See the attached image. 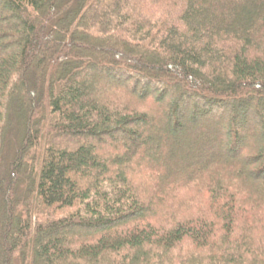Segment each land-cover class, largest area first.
I'll use <instances>...</instances> for the list:
<instances>
[{"label": "trees", "instance_id": "1", "mask_svg": "<svg viewBox=\"0 0 264 264\" xmlns=\"http://www.w3.org/2000/svg\"><path fill=\"white\" fill-rule=\"evenodd\" d=\"M0 264H264V0H0Z\"/></svg>", "mask_w": 264, "mask_h": 264}, {"label": "rangeland", "instance_id": "2", "mask_svg": "<svg viewBox=\"0 0 264 264\" xmlns=\"http://www.w3.org/2000/svg\"><path fill=\"white\" fill-rule=\"evenodd\" d=\"M81 73H83V72H80V74H81ZM79 76H81V75H79ZM149 92L152 94L153 89H151ZM252 122H253V120L250 119V124H251ZM202 123H204V124H202ZM205 123H206V121H203V120H202L201 125H204V126H205ZM206 125H209V124L206 123ZM197 132H198V131H195V129H194L193 131H188L186 128H184V130H183L181 136L178 137V142H177L176 145L174 146V149H175V150H176V149H180V150H181V156H182V153L184 152V151H183L184 146L188 145L187 143H189V141H190V142L196 141V134H197ZM194 136H195V137H194ZM183 157H184V155H183ZM139 166H140V164H139ZM139 168H140V167H139ZM139 168H138V169H139Z\"/></svg>", "mask_w": 264, "mask_h": 264}]
</instances>
